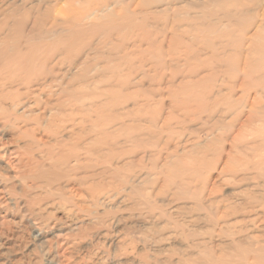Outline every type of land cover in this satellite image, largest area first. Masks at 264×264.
Masks as SVG:
<instances>
[{"label": "rangeland", "instance_id": "rangeland-1", "mask_svg": "<svg viewBox=\"0 0 264 264\" xmlns=\"http://www.w3.org/2000/svg\"><path fill=\"white\" fill-rule=\"evenodd\" d=\"M143 1L0 0L51 73L0 102V264H264V0Z\"/></svg>", "mask_w": 264, "mask_h": 264}, {"label": "bare ground", "instance_id": "bare-ground-1", "mask_svg": "<svg viewBox=\"0 0 264 264\" xmlns=\"http://www.w3.org/2000/svg\"><path fill=\"white\" fill-rule=\"evenodd\" d=\"M118 1V0H117ZM145 1V0H144ZM143 1V2H144ZM147 1H149V0H147ZM147 1H145L146 3H147ZM221 1H223V0H221ZM225 1V0H224ZM232 1V0H231ZM234 1V0H233ZM254 1V0H253ZM132 2V1H131ZM170 2V1H169ZM226 2V1H225ZM237 2V1H236ZM240 2H242L241 0H240ZM246 2H249L248 0L247 1H245L244 3L246 4ZM261 3H262V1H260ZM214 3V2H213ZM221 3V2H220ZM224 3V2H223ZM223 3H222V6H224L223 5ZM234 3H235V1H234ZM243 3V2H242ZM145 4V3H144ZM149 4H151V3H149ZM173 4V3H172ZM216 4V3H215ZM228 4V3H227ZM238 4H240V3H238ZM254 4V3H253ZM25 5V4H24ZM111 5V4H110ZM196 5V4H195ZM194 5V6H195ZM229 5V4H228ZM247 5V4H246ZM249 5L250 6H252L251 5V2H250V4H248L247 6L249 7ZM202 6V5H201ZM238 6V5H237ZM242 6H244V4L242 5ZM259 6V5H258ZM262 6V5H261ZM25 7V6H24ZM98 7V6H97ZM96 7V8H97ZM126 7H127V5H126ZM193 7V6H192ZM203 7V6H202ZM231 7V6H230ZM244 7H246V6H244ZM107 8V7H106ZM130 7L128 6V9H129ZM223 8H225V6L223 7ZM223 8H221L222 10H223ZM226 8H228V7H226ZM255 8V7H254ZM25 9V8H24ZM29 9V8H28ZM131 9V8H130ZM130 9L128 10V11H130ZM257 9V8H256ZM263 9V8H262ZM105 10V9H104ZM115 10V9H114ZM227 10V9H226ZM230 10V9H229ZM233 10V9H232ZM259 10V9H258ZM261 10V9H260ZM125 11H126V9H125ZM132 11V10H131ZM224 11V10H223ZM234 11H235V9H234ZM134 12V11H133ZM210 12V11H209ZM236 12V11H235ZM49 13L50 12H46V14L47 15H49ZM87 13V12H86ZM134 13H137V12H134ZM213 13L214 12H212V15H213ZM225 13V12H224ZM227 13V12H226ZM263 13H264V11H263ZM263 13H261L262 14V16L264 15ZM20 14H22L25 18H23V19H21V20H15L16 19V16H19ZM100 14V13H99ZM117 14V13H116ZM131 14H132V12H131ZM223 14V13H222ZM227 14H229L230 15V11H229V13H227ZM232 14V13H231ZM233 14H235V13H233ZM255 14V13H254ZM254 14H251L252 16L254 15ZM63 15V14H62ZM119 15V14H118ZM133 15V14H132ZM225 15V14H224ZM248 15V14H247ZM250 15V16H251ZM91 16H92V10L87 14V15H83V18H86V19H90L91 18ZM95 16V15H94ZM93 16V17H94ZM123 16H126L125 14L123 15ZM225 16H227V15H225ZM231 17H232V15H230ZM234 16V15H233ZM249 16V15H248ZM247 16V17H248ZM45 17H46V15H45ZM107 16L106 15H96V21H100V20H103V19H105ZM122 17V16H121ZM133 17V16H132ZM135 17V16H134ZM138 17V16H137ZM136 17V18H137ZM192 17H194V16H192ZM204 17V16H203ZM224 17V16H223ZM264 17V16H263ZM55 18V17H54ZM112 18H114V17H112ZM253 18H254V16H253ZM28 19H29V12H22L21 11V9L19 8V9H13V8H10V11L9 12H5V11H2V9L0 10V35L1 34H3L4 32H7L8 34H6L4 37H2V40H1V42H0V46H3V47H1L0 48V88H1V91H0V102L1 101H4L3 99L7 96V95H12V99H15L16 101H18V102H22L24 99H26V98H28L29 96H35V94L33 93V92H31L30 91V88L32 87V86H34V85H37V83H42V85L43 84H45L46 82H48V77L51 75V73L50 74H48V73H39V74H37V71L35 72V71H33V58L35 57L34 56V54L32 53V51L34 50H32V46H31V44L27 41V40H31V38L30 37H27V25H28ZM52 19V18H51ZM75 17L74 18H72L71 20L69 19V18H65L64 19V21L62 22V23H67V24H69L70 26L72 25V24H75L76 22H75ZM94 19V18H93ZM117 19H119V18H117ZM191 20L193 19V18H190ZM200 19H202V17L200 18ZM206 20H207V18H205ZM209 19V18H208ZM223 19V18H222ZM221 19V20H222ZM229 19H232V18H230L229 17ZM238 19V18H237ZM242 19V18H241ZM244 19V18H243ZM257 19V18H256ZM264 19V18H263ZM90 20H92V19H90ZM106 20H108V19H106ZM120 20V19H119ZM134 20H135V18H134ZM191 20H189L188 22H190ZM195 20V19H194ZM220 20V21H221ZM233 20H235V19H233ZM69 21V22H68ZM122 21V20H121ZM183 21H185V20H183ZM193 21V20H192ZM202 21H203V19H202ZM252 22H253V20H251ZM255 21V20H254ZM11 22L13 23L12 25H11ZM103 22V21H102ZM113 22V21H112ZM123 22V21H122ZM131 21L129 20V23H130ZM196 22V21H195ZM199 22V21H198ZM222 22V21H221ZM227 22V21H226ZM262 22H263V20H262ZM46 23V22H45ZM93 23H95V20L93 21ZM240 23V22H239ZM264 23V22H263ZM98 24H101V22H98ZM108 25H109V23H107ZM107 24H105V25H107ZM111 24V23H110ZM128 24V23H127ZM183 24V23H182ZM233 24V23H232ZM238 24V23H237ZM246 24H248V23H246ZM250 24V23H249ZM39 25V22H37V26ZM93 25V24H92ZM114 25V24H113ZM125 25H126V23H125ZM129 25V24H128ZM191 25V24H190ZM231 25V24H230ZM229 25V26H230ZM260 25V24H259ZM65 27V30H66V32L67 33H69L70 32V28L68 27V26H65V25H63V24H58V22H51V25H50V28H49V30L46 32V36H48V38H50L51 36H54L55 34H56V28H58V27ZM213 26V25H212ZM228 26V27H229ZM232 26H234V24L232 25ZM243 26V25H242ZM256 26V25H255ZM264 26V25H263ZM263 26H261V27H263ZM96 26H94V28H95ZM111 27V26H110ZM129 27V26H128ZM209 27V26H208ZM259 27V26H258ZM257 27V28H258ZM261 27L259 28L261 31H262V29H261ZM72 28H74V27H72ZM106 28V27H105ZM109 28V27H108ZM217 28V27H216ZM216 28L214 29V27H213V29L214 30H216ZM224 28V27H223ZM223 28H221V29H223ZM230 28V27H229ZM232 28V27H231ZM47 28H45V30H46ZM75 29V28H74ZM90 29V28H89ZM204 29H206V28H204ZM208 29H210V28H208ZM207 29V30H208ZM241 29V28H240ZM254 29V28H253ZM88 30V29H87ZM87 30H85V31H87ZM100 30H101V28H100ZM212 30V29H211ZM226 30H229V29H226ZM259 30V32H261ZM264 30V29H263ZM110 31H112V29L110 30ZM218 31V30H217ZM231 31V30H230ZM222 32V31H221ZM220 32V33H221ZM240 32V31H239ZM258 32V31H257ZM257 32H256V35L255 36H257ZM258 32V33H259ZM30 33V32H29ZM79 33V32H78ZM81 33V32H80ZM100 33V32H99ZM110 33V32H109ZM186 33V32H185ZM205 33L207 34V32L205 31ZM209 34H211V32L209 31L208 32ZM219 33V34H220ZM229 33V32H228ZM249 33V32H248ZM247 33V34H248ZM252 33V32H251ZM224 34H227V32H225ZM231 34H233L232 33V31H231ZM239 34V33H238ZM69 35V34H68ZM75 35V34H74ZM186 35H188V34H186ZM208 35V34H207ZM206 35V36H207ZM223 35V34H222ZM229 35V37H230V34H228ZM251 35H253V33L251 34ZM250 35V36H251ZM259 35V34H258ZM70 36L71 35H69V37L67 38V39H61V40H58V43H59V46H61V49L62 50H64V49H67V47H68V42H70L69 41V39H70ZM76 36H77V34H76ZM227 36V35H226ZM246 36V35H245ZM74 37V36H73ZM209 37V35L207 36V38ZM217 37H219V36H217ZM224 37V36H223ZM223 37L221 36V38L223 39ZM228 37V36H227ZM220 38V37H219ZM226 38V37H225ZM239 38V37H238ZM243 38H245V37H243ZM239 39H241V38H239ZM250 39V38H249ZM259 40H261L260 38H259ZM263 40H264V37H263ZM21 41H24V43H22ZM254 41V40H253ZM211 42V41H210ZM237 42V41H236ZM255 42V41H254ZM213 44V43H212ZM208 45V44H207ZM251 45V44H250ZM222 46V45H221ZM237 46H238V44H237ZM39 47H40V45H39ZM50 47V46H49ZM118 47V46H117ZM223 48H224V46H222ZM247 47H248V45H247ZM255 47V46H254ZM260 47V46H259ZM34 48V47H33ZM116 48V47H115ZM249 48H250V51H252L251 50V46H249ZM261 48H262V45H261ZM169 49H170V47H169ZM217 49V48H216ZM253 49V48H252ZM46 50V49H45ZM75 50H77L76 48H75ZM238 50V49H237ZM254 50V49H253ZM262 50H263V48H262ZM164 51V50H163ZM249 51V52H250ZM43 52V51H42ZM167 52H169L168 50H167ZM240 52V51H239ZM248 52V51H247ZM218 53V52H217ZM62 54V53H61ZM237 54V53H236ZM251 54V53H250ZM253 54H254V51H253ZM45 55H46V53H45ZM56 55V54H55ZM103 55H104V53H103ZM243 55V54H242ZM93 56V55H92ZM108 56H110V55H108ZM246 57H248V55H245ZM123 57V56H122ZM235 57H236V55H235ZM251 57V56H250ZM43 58V57H42ZM55 57H54V55H47L46 56V58H45V61H44V64H45V66H47V64L50 62V61H52L53 59H54ZM144 58V57H143ZM237 58V57H236ZM243 58V57H242ZM37 59V58H36ZM66 58H62L61 60V64H63V61H66L65 60ZM101 59V58H100ZM107 59V58H106ZM125 59V58H124ZM99 60V59H98ZM97 60V61H98ZM114 60V59H113ZM128 60V59H127ZM236 60V59H235ZM69 62H70V59L68 60ZM108 61V60H107ZM262 62H263V59L261 60ZM260 61V62H261ZM120 62V61H119ZM127 62V61H126ZM254 62V61H253ZM74 64V63H73ZM95 64H96V62H95ZM94 64V65H95ZM114 64H116V63H114ZM120 64V63H119ZM127 64V63H126ZM253 64V63H252ZM93 65V66H94ZM117 65V64H116ZM116 65H114V67L116 66ZM123 65V64H122ZM37 66V65H36ZM42 66V65H41ZM73 66V65H72ZM87 66V65H86ZM93 66L91 67V69L93 68ZM58 67V66H57ZM104 67H105V65H104ZM53 68V67H52ZM111 68V67H110ZM90 69V70H91ZM109 69V68H108ZM236 69V68H235ZM110 70V69H109ZM114 70V69H113ZM58 73H59V71H58ZM174 73V72H173ZM53 75V74H52ZM4 76V77H3ZM111 76V75H110ZM175 76V75H174ZM173 76V77H174ZM55 77H58V76H55ZM95 78V77H94ZM91 79V78H90ZM96 79V78H95ZM113 79V78H112ZM175 79V78H174ZM58 80V79H57ZM122 80V79H121ZM120 80V81H121ZM142 81H143V79H141ZM249 80V79H248ZM41 81H43V82H41ZM59 81V80H58ZM131 81V80H130ZM142 81H140L139 80V84H141V82ZM159 81V80H158ZM174 81V80H173ZM50 82V81H49ZM49 82H48V84H49ZM56 82V81H55ZM90 82V81H89ZM96 82V81H95ZM118 82V81H117ZM132 82V81H131ZM153 82H154V80H153ZM157 82V81H156ZM116 83V82H115ZM149 84H151V82L149 83ZM172 84V83H171ZM14 85H18V86H23L24 87V89H27V92H25V93H23L22 91H20V88L19 89H17V90H14ZM41 85V86H42ZM86 85V84H85ZM97 85V84H96ZM144 85V84H143ZM170 85V84H169ZM95 86V85H94ZM98 86V85H97ZM120 86H121V84H120ZM177 86H179V85H177ZM44 87H45V85H44ZM44 87H42L43 89H44ZM118 87H119V85H118ZM138 87V86H137ZM142 87H144V86H142ZM41 88V89H42ZM72 88H74V87H72ZM70 89V91L69 90H67V93H69V92H71V93H74L75 92V90L74 89ZM121 88V87H120ZM233 88V87H232ZM76 89V88H75ZM226 89V88H225ZM246 89V88H245ZM113 90V86H112V89H111V91ZM140 90V89H139ZM77 91H79V90H77ZM76 91V92H77ZM220 91V90H219ZM219 91H218V93H219ZM225 91V90H224ZM227 91V90H226ZM222 92V91H221ZM96 93V92H95ZM226 93H228V92H226ZM246 93V92H245ZM228 94H230V92L228 93ZM4 95V96H3ZM94 95V94H93ZM101 95V94H100ZM103 95H106V94H104L103 93ZM216 95H217V93H216ZM215 95V96H216ZM76 96H77V94H76ZM214 96V97H215ZM219 96H220V93H219ZM226 96V95H225ZM244 96H245V94H244ZM94 97V96H93ZM110 97V96H109ZM108 97V98H109ZM117 97V96H116ZM213 97V98H214ZM228 97V96H227ZM111 98V97H110ZM113 98V97H112ZM224 98V97H223ZM243 98V100H244V97H242ZM214 100V99H213ZM241 100V99H240ZM242 100V101H243ZM108 101V100H107ZM218 101V100H217ZM221 101H222V99H221ZM241 101V102H242ZM106 102V101H105ZM240 102V103H241ZM247 101L245 100V103H246ZM17 103V102H16ZM102 103V102H101ZM224 103V102H223ZM254 103V102H253ZM15 104H14V102H13V104H12V106H14ZM21 105V104H20ZM237 105V104H236ZM238 105H239V103H238ZM241 105H244V107H246L247 105H248V103L245 105L244 104V102H243V104L241 103ZM240 105V106H241ZM254 105V104H253ZM114 106H115V102H114ZM228 106V105H227ZM256 106H258V105H256ZM1 107V106H0ZM8 107V106H7ZM72 107V106H71ZM105 107V106H104ZM259 107V106H258ZM11 108V110L13 109V107H10ZM76 108V107H75ZM237 108V107H236ZM247 108V107H246ZM245 108V109H246ZM98 110H99V108H97ZM101 109V108H100ZM228 109V108H227ZM4 111H5V109H3ZM73 110H75L74 108H73ZM77 110V109H76ZM110 110V109H109ZM116 110V109H115ZM228 110H230V109H228ZM7 111V110H6ZM14 111V121H15V123H13L14 124V126L16 127V124L18 123L19 125L22 123V118H23V116H21V115H18V113H17V111L14 109L13 110ZM105 112V111H104ZM229 112V111H228ZM103 113V112H102ZM112 113V112H111ZM110 114V113H109ZM115 114V113H114ZM224 114H225V112H224ZM226 114H227V111H226ZM230 114V113H229ZM98 115H100V114H98ZM236 117H237V115H236ZM249 117V116H248ZM109 118H110V116H109ZM109 118H107V119H109ZM102 120V119H101ZM24 121V120H23ZM112 122V121H111ZM242 125V124H241ZM127 127V126H126ZM123 128H124V126H123ZM19 129L21 130V127H19ZM128 129V128H127ZM5 130V129H4ZM3 131L1 130V132H0V135H1V133H2ZM122 132V131H121ZM1 136H0V144H1ZM2 146L0 147V160L2 159H8V161L6 162V167H8V168H11L12 167V165L13 164H23V159L21 158V156L19 155V153L16 151H14V150H9V148H7L6 147V144H1ZM54 154V153H53ZM72 154V153H71ZM70 154V155H71ZM69 155V156H70ZM73 155V154H72ZM71 155V156H72ZM69 156H67V157H69ZM61 157V156H60ZM52 158H53V156H52ZM62 159V158H61ZM55 160V159H54ZM63 160V159H62ZM65 160V159H64ZM74 160H78L77 159V157H76V159H74ZM58 161V160H57ZM70 161V160H69ZM60 163H62L61 161H60ZM78 161L77 162H74L73 164H72V166L71 167H73V169H76L77 167H78ZM74 172V171H73ZM58 173H60V172H58ZM63 175V174H62ZM260 177V176H259ZM42 223L43 224H45L43 221H42ZM244 241H246V240H244ZM243 241V242H244ZM57 245H59V246H62V245H60V243L58 242L57 243ZM66 245H68V244H66ZM238 247V246H237ZM240 247V246H239ZM62 249H63V247H62ZM262 249L263 248H261V249H257V250H253V252L255 253V255H257V256H259V254H260V252L262 251ZM48 264H83V263H81V262H78V261H76V260H73L72 258H70V257H66V256H60V254H56V255H54V256H51L48 260ZM76 261V262H75Z\"/></svg>", "mask_w": 264, "mask_h": 264}]
</instances>
